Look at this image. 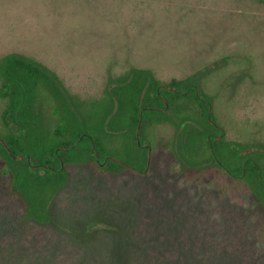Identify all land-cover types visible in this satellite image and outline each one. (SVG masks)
I'll use <instances>...</instances> for the list:
<instances>
[{
	"label": "rangeland",
	"instance_id": "rangeland-1",
	"mask_svg": "<svg viewBox=\"0 0 264 264\" xmlns=\"http://www.w3.org/2000/svg\"><path fill=\"white\" fill-rule=\"evenodd\" d=\"M8 55L54 75L72 136H90L59 155L61 167L92 146L97 160L140 171L68 165L55 195L58 184L31 191L36 209L49 210L38 223L25 217L0 160V264H264V208L254 195L214 167L183 168L172 150L139 138L150 147L147 164L116 113L143 73L162 85L193 84L210 99L225 141L264 149V0H0V60ZM181 118L160 137L180 140ZM43 167L35 171L45 183L54 175Z\"/></svg>",
	"mask_w": 264,
	"mask_h": 264
},
{
	"label": "trees",
	"instance_id": "trees-1",
	"mask_svg": "<svg viewBox=\"0 0 264 264\" xmlns=\"http://www.w3.org/2000/svg\"><path fill=\"white\" fill-rule=\"evenodd\" d=\"M50 76L55 77L47 69L29 59L8 55L0 60V101L5 103L0 114L2 173L5 175L11 173V190L24 201L25 217L38 223L50 219L49 210L48 206L36 209V205L40 204L32 198V193L38 195L44 187L58 184L54 191L55 195L67 181L68 165L91 164L94 167L97 165L93 147L90 146L88 155L76 159H62L61 167L59 155L78 149L80 142L90 136L82 133L72 136L75 131L70 124V112L62 102L64 100L54 84L56 81L51 80ZM141 76H143L141 84L134 78L131 84L126 86L127 91L122 94V105L116 110V113L122 111V124L127 127L125 131L132 132L134 140L145 139L152 149L157 145L172 150L183 168L189 166L192 169L204 170L207 167H214L221 173L229 175L232 180L242 183L254 195L257 204L264 208V149L253 150L238 142L225 141L224 137L221 138V146L216 143L210 144L209 133L216 132L215 127L218 129L220 127L212 115L211 101L208 97L205 98V104L197 97L193 105L181 103L173 106L170 103L166 110L157 95L156 86L159 83L147 81L146 73ZM171 84L178 85L179 82L173 80ZM174 113L179 115L181 113L182 116H186V120L189 118L199 123L201 130H195L194 133L191 129L185 130L187 131L185 141L182 137L179 141L169 136H166L169 138L167 140L162 139L160 136L168 130L167 128L174 126L173 124L177 126L178 121L182 122L179 120L181 117L175 116ZM144 115L151 117V121L149 119L148 122L144 121ZM28 119L36 120L30 123L27 122ZM63 125L66 126L64 133L61 130ZM10 142L18 150L34 154L36 160L33 161L37 167H43L39 163L41 158H45L43 174L45 169L52 170L54 176L47 177L43 183L42 175L28 163L26 156L13 154L9 147ZM43 142L50 148L46 155L40 151L42 147L40 144ZM189 155L192 160L188 158ZM17 161L23 162L24 167L14 164ZM126 168L125 165H119V169L116 170L122 171Z\"/></svg>",
	"mask_w": 264,
	"mask_h": 264
},
{
	"label": "flooded vegetation",
	"instance_id": "flooded-vegetation-1",
	"mask_svg": "<svg viewBox=\"0 0 264 264\" xmlns=\"http://www.w3.org/2000/svg\"><path fill=\"white\" fill-rule=\"evenodd\" d=\"M147 81H150V79L147 77ZM173 81V80H172ZM170 81L169 83L167 84H158L156 86L157 88V95L158 97H160L161 101L163 102L164 104V109L168 110L169 106H170V103L173 105V106H176V104H188V105H193L198 98H200L201 100V103H204L205 104V97L204 95L200 92V89L196 86V85H193V84H187V85H184V86H181V84L179 83L178 85H172ZM184 99H187V102H185L186 100ZM212 106V105H211ZM200 117H202V115H200ZM187 121V124H185V127L184 125L183 126H180L181 128L184 127L183 129L185 130H190L194 133L195 130H201V127H200V124L193 121V120H185ZM184 121V122H185ZM182 123V122H181ZM179 128V129H181ZM183 129H181V135H182V139H184V141L186 140V136H187V131H183ZM216 132H210L209 133V137H208V141L209 143H216L218 144L219 146H221V138L224 137V132L223 130L220 128L218 129V127L216 128ZM179 138L180 136H176V140L179 141ZM137 142H139V145H137L139 148H144L145 151H146V156H147V164H148V159H149V153H150V147L148 148V145L147 144H143L144 142H140V140H136V144ZM215 158H217V154L214 155ZM97 164L107 170H112L114 168V165H120V166H126V167H129V168H132L130 166H127L126 164H123V163H117L116 160H113L112 158H106V159H102V160H97ZM206 164V163H205ZM31 166L35 167L36 168H39L37 167V165L35 164V162L33 161V163H31ZM133 170H135L136 172L140 171V170H136L134 168H132ZM143 172V171H142Z\"/></svg>",
	"mask_w": 264,
	"mask_h": 264
},
{
	"label": "water",
	"instance_id": "water-1",
	"mask_svg": "<svg viewBox=\"0 0 264 264\" xmlns=\"http://www.w3.org/2000/svg\"><path fill=\"white\" fill-rule=\"evenodd\" d=\"M137 145H139V142H137ZM148 148H149V146H148ZM27 161H28V163H31L32 159L30 157H27Z\"/></svg>",
	"mask_w": 264,
	"mask_h": 264
}]
</instances>
